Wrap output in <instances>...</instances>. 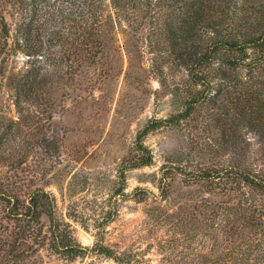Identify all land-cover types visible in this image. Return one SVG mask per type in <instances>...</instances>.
<instances>
[{"label":"rangeland","instance_id":"374dc122","mask_svg":"<svg viewBox=\"0 0 264 264\" xmlns=\"http://www.w3.org/2000/svg\"><path fill=\"white\" fill-rule=\"evenodd\" d=\"M153 10L151 18L138 13L134 27L115 21L96 60L90 45L78 57V45L68 43L46 46L44 58L2 49L0 264H120L94 251L98 243L122 264H263L264 220L251 207L264 205V189L232 172L202 176L235 164L264 179V141L242 128V154L234 155L233 126L221 129L234 112L226 118L228 98L215 96L218 61L200 69L208 85L193 83L163 14ZM35 69L38 77L19 96L22 76ZM254 80L264 83V73ZM139 143L151 164L137 166ZM37 191L51 195L55 216L87 253L69 259L43 242L45 214L23 233L6 198L28 203Z\"/></svg>","mask_w":264,"mask_h":264},{"label":"trees","instance_id":"16d2710c","mask_svg":"<svg viewBox=\"0 0 264 264\" xmlns=\"http://www.w3.org/2000/svg\"><path fill=\"white\" fill-rule=\"evenodd\" d=\"M155 8L160 15L163 14L164 29L169 30L168 37L175 47L176 57L183 60L182 64L193 83L205 85L210 82L201 76L200 69L208 68L218 61L221 73L217 75L219 85L215 96H227L228 102L222 104L225 105L226 118L230 112H234L231 115L233 121L227 119L221 125L224 131H229V124L233 126L234 139L231 144L234 155L242 154L240 143L242 139L245 141L241 135L242 128L264 141V83L254 80V72L258 70L264 73V0H0V17L7 22L10 31L15 30L14 41L10 42L0 25V38L3 40L0 43V55L3 48L10 46L14 53L44 58L46 46L68 43L78 45L73 52L77 57L86 50L82 45L93 46L90 55L96 60L103 52L104 40L111 37L116 22L129 21L134 27L138 25V13L144 12L145 19L151 18ZM203 33L206 38L198 43V36L201 37ZM240 69L245 70V73H238ZM39 71L35 69L34 74L31 73L33 75L22 76L24 82L19 85V96L27 85L34 83ZM0 72H3L2 67ZM213 98L212 102H215ZM196 101L194 98L186 103L185 116L192 113L190 105ZM161 122L147 124L139 133V138L142 139L153 126ZM139 151L143 156L137 166L151 164L152 155L143 143H139ZM226 172L239 176L243 183L253 188L264 189V179L260 175L235 164L219 171H206L202 178L221 177ZM6 200L11 205L12 216L24 221L23 233L26 232V226L39 224L45 214L49 222L43 242L46 241L52 250L69 259L89 251L87 246L74 238L69 225L55 216L48 192L33 193L28 203L18 198L15 201L10 198ZM251 209L264 220V205L254 203ZM248 220L246 222L250 223L252 217ZM229 235L225 233V236ZM93 250L120 264L124 263L104 243L96 244ZM23 256L24 253H20L14 259ZM229 256L232 257L231 254ZM259 260L264 264V255Z\"/></svg>","mask_w":264,"mask_h":264},{"label":"water","instance_id":"95a60500","mask_svg":"<svg viewBox=\"0 0 264 264\" xmlns=\"http://www.w3.org/2000/svg\"><path fill=\"white\" fill-rule=\"evenodd\" d=\"M0 25H1L4 33H5L6 37L8 38V40H10L11 33H10L9 26H8L7 22L2 17H0ZM0 87H1V83H0Z\"/></svg>","mask_w":264,"mask_h":264}]
</instances>
